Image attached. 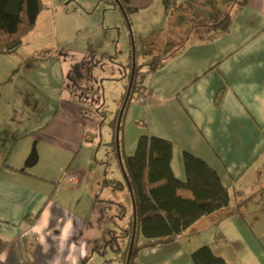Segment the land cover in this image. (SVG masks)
Listing matches in <instances>:
<instances>
[{"label":"crops","instance_id":"obj_1","mask_svg":"<svg viewBox=\"0 0 264 264\" xmlns=\"http://www.w3.org/2000/svg\"><path fill=\"white\" fill-rule=\"evenodd\" d=\"M128 6L134 9L129 20L136 58L159 61L150 73L142 70L145 102L137 101L143 93L127 105L121 133L125 155L134 154L141 135L168 140L177 179L186 180L181 155L188 152L204 161L229 193L227 206L198 218L172 243L151 245L139 238L134 264H193L189 254L203 245L230 264H264V0H176L168 10L162 0H128ZM107 9L114 8L107 3ZM46 11L37 15L35 30L19 49L38 39L32 33L45 22ZM226 14L230 22L224 31L219 22ZM104 31L91 50L49 44L45 51L0 52V68L20 72V83H35L47 110L38 119L41 125L16 135L25 148L37 140L47 168L28 170L38 155L26 166L35 143L0 165L1 264H82L86 257L92 264L95 254L106 253L100 251L109 232L126 225L110 220L115 213L110 187L108 197L95 193L100 201L91 199L92 185L87 197L82 195L89 168H96L89 156L103 144L105 85L117 86L110 92L113 118L131 68V43L128 59L118 61L114 37ZM3 101L0 95V105ZM111 136L112 127L106 143ZM71 157L74 162L67 165ZM77 161L84 167H76ZM117 198L127 218L128 189ZM114 254L122 264L120 253Z\"/></svg>","mask_w":264,"mask_h":264},{"label":"trees","instance_id":"obj_2","mask_svg":"<svg viewBox=\"0 0 264 264\" xmlns=\"http://www.w3.org/2000/svg\"><path fill=\"white\" fill-rule=\"evenodd\" d=\"M118 1L124 7L129 20L134 9L128 6V0ZM162 1L166 10L175 7L176 0ZM108 4L118 9L114 0H109ZM45 7L46 4L42 0H0V52L8 53L19 49L23 45V37L35 27L37 15ZM229 22V15L226 14L219 25L226 31ZM156 65L157 62L152 60L142 64L136 61L129 99L119 123V152L131 189L135 213V236L129 264L135 262L139 238L149 241L151 245L172 243L198 218L229 203V193L221 184L217 174L204 161L190 153L183 152L181 155L186 180L180 181L173 175L170 167L173 145L168 140L141 135L134 154L125 155L121 133L127 105L135 95L147 91L144 86L138 85L135 79L141 73L143 66L146 67V73H150ZM130 66L129 63L128 67ZM126 88L127 85L125 90ZM124 95L125 93L120 96V106ZM120 106L111 120L112 140L108 144L113 150H115L116 119ZM102 185L110 187L112 198H109L108 202L115 206V213L110 220L123 219L126 216V207L118 200L116 194L127 188L124 178H104ZM95 200L100 201L98 195H95ZM132 225L133 211L126 218V225L120 228V232L113 234L109 232V238L100 253H105L107 248L119 252L124 264ZM189 257L193 264H230L222 256L217 255L210 245L200 246L192 251ZM87 259L88 257L84 258L82 264H86Z\"/></svg>","mask_w":264,"mask_h":264},{"label":"rangeland","instance_id":"obj_3","mask_svg":"<svg viewBox=\"0 0 264 264\" xmlns=\"http://www.w3.org/2000/svg\"><path fill=\"white\" fill-rule=\"evenodd\" d=\"M108 1L109 0H49V4H46V7L43 9H47L48 11H46L47 13H42L41 17L43 20L44 15L46 16L45 22L44 20L40 22L36 31H34L35 33H32L36 34L38 39L31 42V47H28L29 49H17L19 50L17 52H24L27 49L29 51L40 50L42 48L45 51L46 49H49V47L46 46L49 44H57L64 48H75L78 51H84L86 49L91 50L97 45L96 40L99 41L101 39V33H103V29H105L106 31H104V33L108 36L113 35V43L117 44V50L114 55H116L118 61H121L124 57L125 59H128L131 43L130 32L132 34L133 42L134 35L132 30L129 31L127 22L118 9L104 10L106 9ZM63 5L65 10L62 9ZM102 21H104L103 29L101 28ZM105 24L110 25L111 27L108 29L105 27ZM33 30H35V28L27 34H30ZM42 45L44 47H42ZM36 46L37 48H35ZM136 60L139 64H142L140 57H137ZM152 61L158 62L159 59ZM143 67L144 68L140 70L141 73L137 75L135 79V82L139 85L146 82V72H142L143 69L146 70V67ZM19 73L20 72H14L13 70L4 72V69L0 68V95L3 96L4 100L2 105H0V165L5 159H7V163L10 158L21 157L26 149L29 151L35 143L34 146L37 151L38 161L35 166L28 168V170L46 169L47 167L45 165H47V162L40 157V146L38 145L37 140L33 139L29 144L26 142L25 148V143L19 142V136H16L23 132H28L32 126L39 125L40 123L38 119L47 114L46 108L42 107L40 103L43 96L40 88L37 87L35 83L24 79L23 82L20 83L19 80L22 79L23 75H20ZM116 87L115 83L107 84V86L105 85L106 101L102 110L106 115L102 126L101 137L103 144L98 147L99 150L97 152L94 149L89 156L94 164L93 166L96 168L88 167L90 172L84 178L85 186L83 185L82 195L86 194L87 197V187H91L90 185H92L93 190L91 199L95 197V193L101 198L109 196L106 186L100 185L98 187L96 185L97 182H102L104 178H121L120 172L116 168L117 163L115 161L113 147L106 143L107 135L111 132V120L113 119L112 113L115 110V102L112 99L110 92L113 88L116 89ZM36 93H38V95L35 98ZM111 138H109V142L111 141ZM10 147L12 148L10 149ZM8 151H10L9 154H7ZM72 162H74L73 157H71L66 164L68 165V163L71 164ZM84 165L85 164L82 161H77L76 163V167L82 168ZM109 198H112V195H110ZM116 223L119 227L126 224V216L121 220L116 219ZM114 253V251L107 248L105 254H95L91 258V263L117 264V259Z\"/></svg>","mask_w":264,"mask_h":264},{"label":"water","instance_id":"obj_4","mask_svg":"<svg viewBox=\"0 0 264 264\" xmlns=\"http://www.w3.org/2000/svg\"><path fill=\"white\" fill-rule=\"evenodd\" d=\"M114 1L116 3L117 7L119 8V10L121 11L123 17L125 18V21L127 22V25L129 27V31H131L129 20H128V17H127V14L125 12L124 7L122 6V4L118 0H114ZM130 35H131V68H130V73H129V78H128V83H127V88H126V91H125L124 99L122 101V104L120 106V109H119V112H118V115H117L116 128H115V153H116V158H117V161H118L119 168L121 170L122 176H123L125 182L127 183V189H128L129 194L131 196L132 211H133L132 233H131L129 246H128V250H127V254H126V258H125L124 264H129V262H130V257H131L132 248H133V241H134V236H135L134 204H133V199H132V195H131V189H130V186L128 184L127 177H126L123 165H122L121 156H120V152H119V141H118L119 123H120V119H121V115H122L123 109H124L128 99H129L130 90H131V86H132V83H133L135 66H136L135 45H134V42L132 40L131 32H130ZM36 161H37V153H36L35 147H33L32 150H31V153H30V155L28 157V160L26 162V166H31L32 164H35Z\"/></svg>","mask_w":264,"mask_h":264},{"label":"built area","instance_id":"obj_5","mask_svg":"<svg viewBox=\"0 0 264 264\" xmlns=\"http://www.w3.org/2000/svg\"><path fill=\"white\" fill-rule=\"evenodd\" d=\"M146 94H144V95H140L138 98H137V101H138V103H140V104H143L144 102H145V100H146Z\"/></svg>","mask_w":264,"mask_h":264}]
</instances>
